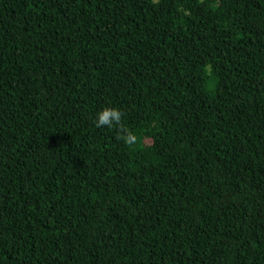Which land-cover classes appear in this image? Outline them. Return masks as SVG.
I'll use <instances>...</instances> for the list:
<instances>
[{"label": "trees", "instance_id": "trees-1", "mask_svg": "<svg viewBox=\"0 0 264 264\" xmlns=\"http://www.w3.org/2000/svg\"><path fill=\"white\" fill-rule=\"evenodd\" d=\"M0 264H264V0H0Z\"/></svg>", "mask_w": 264, "mask_h": 264}, {"label": "clouds", "instance_id": "clouds-1", "mask_svg": "<svg viewBox=\"0 0 264 264\" xmlns=\"http://www.w3.org/2000/svg\"><path fill=\"white\" fill-rule=\"evenodd\" d=\"M124 113L116 108L105 107L101 112L97 113L95 126L112 128L118 126L120 132L119 139L123 140L128 146L134 145L137 141V137L134 133L125 128L122 123V116Z\"/></svg>", "mask_w": 264, "mask_h": 264}]
</instances>
